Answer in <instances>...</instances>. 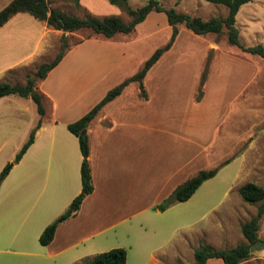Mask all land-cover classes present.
Segmentation results:
<instances>
[{"label":"crops","instance_id":"0c3cea01","mask_svg":"<svg viewBox=\"0 0 264 264\" xmlns=\"http://www.w3.org/2000/svg\"><path fill=\"white\" fill-rule=\"evenodd\" d=\"M7 1L9 4L12 0ZM195 1L199 7L194 9H179L184 0H173V3L178 11L203 20L216 17L204 18L202 14L206 13L200 9L205 5L200 0ZM209 3L206 7L210 13H218L213 12L215 8H222L217 3ZM110 4L108 0H48L50 9L75 16L82 11L101 16L99 7L109 9ZM111 8L113 13L117 10ZM160 13H149L136 28L144 26L151 18H156L152 16ZM23 14L29 13H17L0 27V76L10 83L18 82L11 81L9 73L31 64L30 60L37 57L42 42L48 36L54 43L63 33L32 16L37 23L31 21L28 30L19 29L20 40L17 42L16 35V39L13 35L7 36L6 28L11 24L18 25L25 18ZM227 14L220 15L225 17ZM26 20L29 19L26 17ZM236 26L242 44L264 46V0L243 4L236 15ZM182 27L171 48L144 79L147 98L140 96L138 83L132 82L90 122L86 131L90 140L89 162L94 190L84 198L75 216L59 224L54 239L48 245H38L36 241L82 191L83 155L78 137L68 129V124L83 117L110 89L125 79L121 71L128 59L126 45L113 41L118 35L129 36L131 33L116 34L112 38L95 34L77 42L38 82L46 109L42 125L34 142L20 161L12 165L0 185V251L12 256L8 260L0 258V264H85L93 255L116 247L127 250L129 264V251L135 243L130 234L135 236L139 227H147L152 210L157 214L164 213L168 208L161 211L157 205L178 185L209 165L207 161L213 155L216 136L228 120L232 106L248 88L262 79L261 70L249 61L256 58L247 55L249 53L240 50L239 58L225 52L223 47L228 41L220 39L217 33L193 35L202 42V46L192 60L188 51L192 48L178 45ZM170 28L172 33L169 25ZM32 37V46L25 54L18 55V50L23 44L28 45ZM8 40L13 41L8 44ZM208 60L209 72L203 95L198 100V87ZM28 61L30 63L26 64ZM162 64H169L166 76L155 81L154 73ZM189 65L193 66L190 77H179L178 68ZM255 97L264 99L261 94ZM2 118L10 129H26L30 135L40 115L31 98L7 95L0 98L1 122ZM254 131L252 134L244 129L238 134L233 133L234 147L241 145V150L236 156H225L221 162L229 159V164L238 160V175L243 174L244 177L252 169L250 149L253 144L257 150L254 169L264 171V129ZM229 135L230 132L223 133L224 138H229ZM26 138L28 140L29 136L24 135L21 140L23 145ZM243 184L233 185L230 191ZM261 220L258 231L261 241L252 246V257L241 264L256 260L264 263V236L261 233L264 215ZM128 221L133 224L125 225ZM119 226L125 230L124 233L127 232V243L98 250L104 244L103 239L96 238ZM171 244V241L149 244L135 264H177L183 250L180 243ZM207 264L224 262L211 258Z\"/></svg>","mask_w":264,"mask_h":264},{"label":"rangeland","instance_id":"374dc122","mask_svg":"<svg viewBox=\"0 0 264 264\" xmlns=\"http://www.w3.org/2000/svg\"><path fill=\"white\" fill-rule=\"evenodd\" d=\"M160 1L165 6H174L173 0ZM184 1L185 2L179 9H185L188 7L189 9H194V7H199L195 0ZM200 1L205 5L200 9V12L202 11L203 13H206L202 14L204 18L209 16L218 17L223 13L227 14L228 8L224 5L219 4L222 8H215L216 11L213 12L218 11V13H210V9H207L206 7L207 5H210V3L206 0ZM7 2V0H0V9L7 6ZM145 2L143 0H135L134 2H130V5L133 8H136ZM175 4L177 5V2ZM110 5L114 6L113 8L110 6L111 9H117L114 13L110 11V8L105 9L100 6L99 10L101 11V16H92L102 17L114 14L120 16L125 21L130 20L129 15L119 6L113 4ZM68 10H70L69 12H72V9ZM23 15L25 18L21 20L18 25L11 24L6 28L7 36L16 35L17 39L15 36L13 39H16L17 42L20 40L21 31L19 29L28 30L29 22L31 24V21L37 23L30 14ZM88 15L90 14L85 13L84 11H82V13L78 12V16ZM26 17L29 20H26ZM152 17L156 18H151L148 23L144 24L142 27L136 28V31L129 34V36L118 35L113 41L116 44L126 45V56L128 59L125 61L123 70L121 71V75L125 76V79L140 70L143 63L153 54V52L158 47L165 45L170 38L171 28L169 29L166 14L162 12L159 16ZM182 28L178 45L182 47H191L192 49H189L188 51H190L189 56L193 60L195 59L196 52L201 48L202 42L194 37L195 34L189 29L184 26ZM31 36L32 35H30V37ZM92 36H95V33L91 29H81L72 33L68 32L67 39L68 43L73 46L77 42ZM219 38L228 41L226 32L219 34ZM33 39L34 37L30 38V43L28 45H26V43L23 44L21 50H18L17 54H25L29 47L32 46ZM23 40H25V38H23ZM12 41L13 40H8L7 43L10 44ZM51 43L52 39L48 36L42 42L37 57L30 60L32 61L31 64L16 72L9 73L10 75L8 74L11 81L25 84L27 79L26 75L34 74L41 64L54 60L62 50L61 36H58L55 42ZM227 43L228 44L223 47V50L233 56L239 57L237 54H239L240 49L229 42ZM212 47H214V45ZM247 55L256 57L255 59L250 58V60H248L259 66L261 70L260 77H262V79L248 88L242 98L234 103L228 120L224 123L222 129H220V134L216 136L213 155H211L209 161H207V164L209 165H204L205 167L201 168V170H208L216 166H221L220 164L223 158L227 155H238L241 150V145H237L236 148L234 147V141L232 140V138H234L233 133L238 134L240 130L243 132L244 129H247V131H250L253 134L255 133L254 129H264V99H255V96H259L260 94L264 96V60L258 55ZM169 60L170 59H168V61ZM30 61L26 64L30 63ZM168 66L169 64L160 65L156 69L153 79L157 81L159 78L166 76V69ZM192 68V65L179 67L177 70L178 76L181 78L190 77ZM2 78L3 77L0 76V80H3ZM3 82L10 81L4 79ZM244 106L246 107L244 108ZM29 115L30 114L28 113V118H30ZM226 131L230 132L229 138H224L223 136V133ZM29 132L30 131L27 132L26 129H10L8 124L5 123L4 118H2V122L0 120V172L7 164L10 166L12 165L15 155L23 145V143H21L22 138L24 135H27L28 137ZM250 150L252 169L251 172L247 173V176L244 177L242 176L243 174L238 175V160L223 165L219 168L218 173L214 177L205 181L188 200L172 204L164 213L157 214L156 210H152L151 216H148L149 218L147 219V227L144 224L146 228L139 227L140 229L135 232V236L128 232L130 234V239L135 242L132 245V250L129 251V264H135L138 257L145 254L144 249L148 248L149 244L157 242L168 243L171 241L172 246H174V243H178V245L180 243L183 252L181 259L176 261L177 264H193L194 250L201 244H208L219 249L232 248L245 241L241 226L257 213L259 203H249L245 201L238 192V186H235L232 192L230 191V188L233 185L243 184L247 180H253L258 185L264 187V171L254 169V161L257 155L255 144H253V147ZM133 221L136 220H132V222ZM261 221L260 226L262 225ZM132 222L128 221L125 225L129 226V224H133ZM124 232L125 230L121 229V226H119L116 230H110L99 236L100 238H96V240L103 239L102 244H104V246H102L103 248L100 247L98 250H107L108 248L115 246V244H126L128 237L127 232ZM261 233L262 236H264V222L263 232ZM93 241L94 240L91 242ZM36 242L40 245L38 239ZM10 257L12 256L0 251V258L8 260ZM250 264L264 263L256 260Z\"/></svg>","mask_w":264,"mask_h":264},{"label":"trees","instance_id":"16d2710c","mask_svg":"<svg viewBox=\"0 0 264 264\" xmlns=\"http://www.w3.org/2000/svg\"><path fill=\"white\" fill-rule=\"evenodd\" d=\"M108 1L124 10L129 15L130 20L125 21L117 15H105L102 17L88 15L78 17L59 9H50L48 0H12L7 6L0 10V27L8 22L15 14L24 12L29 13L39 21L46 22L50 28L63 32L61 36L62 50L54 60L41 64L34 74H28L25 84L10 82L0 83V98L7 95L29 97L35 102L37 111L40 115L37 125L32 129L28 140L16 154L12 165L20 161L34 142L36 133L42 125V117L46 109L43 102V94L38 90L37 85L38 82L44 79L50 70L62 60L65 53L71 48L65 33H72L81 29H91L95 34L102 35L106 38H112L120 33L129 34L132 33L136 29V26L143 22L151 12L165 13L168 23L172 27V33L168 42L158 47L145 61L143 67L138 72L110 89L83 117L68 124V129L78 137L80 150L83 155L81 164L82 191L80 195L73 199L68 209L44 229L39 238L41 245H48L52 242L59 224L75 216L84 198L94 190L89 162L90 140L89 134L86 131L90 122L107 103L118 97L132 82L138 83L140 96L142 98H147L144 79L152 66L171 48L180 32V26H185L196 35H207L209 33L222 34L226 32L230 44L237 46L244 53L258 55L264 60V46L262 44L254 46L242 44L239 39V29L236 26V15L240 7L253 0H206L208 2L225 5L228 8L227 16L213 17L208 20H203L198 16H193L185 12H180L175 6H165L160 0H148L145 4L136 8L130 5L129 0ZM209 63L210 61L208 60L201 75L197 94L198 100H200L203 95L204 84L209 72ZM229 161V159L225 160L221 166L227 164ZM12 165L10 166L7 164L0 172V185L9 173ZM221 166H216L208 170H200L195 176L178 185L169 197L157 205V209L164 211L174 203L188 200L205 181L218 173ZM238 192L245 201L249 203H259L257 213L241 226L245 241L232 248L219 249L208 244H201L194 250L193 264H207V261L211 258L222 259L224 264H241L252 257V246L261 241L258 236V231L260 229V221L264 215V187L254 182H246L239 187ZM85 264H127V250L123 247L112 248L93 255L85 261Z\"/></svg>","mask_w":264,"mask_h":264}]
</instances>
